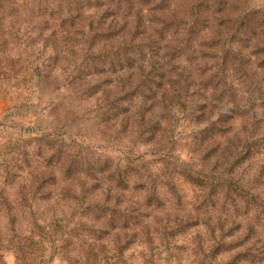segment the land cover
Listing matches in <instances>:
<instances>
[{"label":"rangeland","instance_id":"374dc122","mask_svg":"<svg viewBox=\"0 0 264 264\" xmlns=\"http://www.w3.org/2000/svg\"><path fill=\"white\" fill-rule=\"evenodd\" d=\"M0 264H264V0H0Z\"/></svg>","mask_w":264,"mask_h":264}]
</instances>
